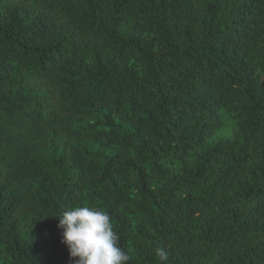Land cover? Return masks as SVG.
<instances>
[{"label":"trees","instance_id":"1","mask_svg":"<svg viewBox=\"0 0 264 264\" xmlns=\"http://www.w3.org/2000/svg\"><path fill=\"white\" fill-rule=\"evenodd\" d=\"M264 264V0H0V264Z\"/></svg>","mask_w":264,"mask_h":264},{"label":"clouds","instance_id":"2","mask_svg":"<svg viewBox=\"0 0 264 264\" xmlns=\"http://www.w3.org/2000/svg\"><path fill=\"white\" fill-rule=\"evenodd\" d=\"M72 264H128L130 259L119 246V236L108 213L96 207H77L63 212L57 225ZM160 261L167 253L157 250Z\"/></svg>","mask_w":264,"mask_h":264}]
</instances>
